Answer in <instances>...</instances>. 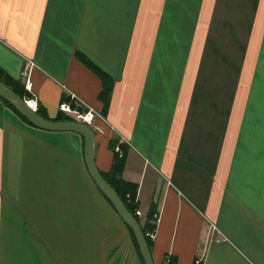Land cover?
<instances>
[{"label":"crops","instance_id":"0c3cea01","mask_svg":"<svg viewBox=\"0 0 264 264\" xmlns=\"http://www.w3.org/2000/svg\"><path fill=\"white\" fill-rule=\"evenodd\" d=\"M0 71L48 118L97 112L154 264H264V0H0ZM83 144L0 97V264H142Z\"/></svg>","mask_w":264,"mask_h":264},{"label":"water","instance_id":"95a60500","mask_svg":"<svg viewBox=\"0 0 264 264\" xmlns=\"http://www.w3.org/2000/svg\"><path fill=\"white\" fill-rule=\"evenodd\" d=\"M0 97L10 103L14 108H16L18 112L35 127L52 131H74L83 137L84 160L89 175L91 176L97 187L100 189V191L104 194V196L110 201L123 222L131 228L144 264H154L145 239V235L143 234L139 222L126 207L118 193L105 180V178L101 175L100 171L96 167L94 161V135L91 127L77 120H54L51 118L43 117L36 110L28 106L23 97L15 93L1 81Z\"/></svg>","mask_w":264,"mask_h":264},{"label":"trees","instance_id":"16d2710c","mask_svg":"<svg viewBox=\"0 0 264 264\" xmlns=\"http://www.w3.org/2000/svg\"><path fill=\"white\" fill-rule=\"evenodd\" d=\"M0 81L4 83L6 86H8L11 90H13L15 93L23 97V92L19 87L16 85V82L12 80L9 76L5 75L2 71H0ZM108 85H105L103 88V95L108 92ZM4 100V99H3ZM5 101V100H4ZM11 108H13L26 122H28L19 112L16 108H14L10 103L5 101ZM36 111L42 115L43 117L48 118L44 113L40 112L37 108ZM54 120L57 119H69L68 116L65 115H59L54 118ZM29 123V122H28ZM30 124V123H29ZM116 144V140H112L110 143V147L113 149L114 145ZM124 166V152L119 155L118 153H114L110 168L106 172H100L101 175L105 178V180L113 187V189L118 193L126 207L129 209V211L136 217L137 221L139 222V225L143 231V234L145 235V239L147 242L148 247L150 248L151 239L146 235L147 231H150L155 228V225L151 222V216H147L144 222L141 221L140 216H138L135 212L137 209V202L135 200L136 198V189L137 184L133 182L126 181L122 178L121 173ZM102 193V192H101ZM103 194V193H102ZM104 195V194H103ZM108 200V199H107ZM109 201V200H108ZM110 203V201H109ZM111 204V203H110ZM112 205V204H111ZM127 228L129 229V232L133 238L134 244L136 246L137 252L142 260V257L139 253L138 246L134 237V234L131 230V228L126 224ZM142 264H144L142 260Z\"/></svg>","mask_w":264,"mask_h":264},{"label":"built area","instance_id":"2783aa9c","mask_svg":"<svg viewBox=\"0 0 264 264\" xmlns=\"http://www.w3.org/2000/svg\"><path fill=\"white\" fill-rule=\"evenodd\" d=\"M30 89V87H28ZM25 102L30 106L32 109L36 110L37 108V101L35 98L31 97L28 99H25ZM58 109L60 112H62L65 116H68L71 119L77 120L79 122H82L90 127H94L95 120L98 117L97 112L92 107H86L85 109H78L76 108L72 102H60L58 104ZM116 150H118V147H116ZM136 214L138 216L141 215L140 211L138 209L135 210ZM156 228V227H155ZM155 228L147 231L146 235L153 239L155 236ZM200 260L197 259L196 263L199 264Z\"/></svg>","mask_w":264,"mask_h":264}]
</instances>
